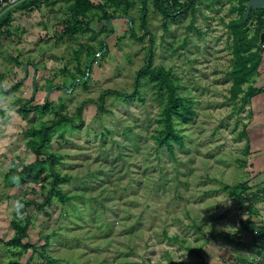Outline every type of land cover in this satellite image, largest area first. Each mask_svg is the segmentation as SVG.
Listing matches in <instances>:
<instances>
[{
    "label": "rangeland",
    "instance_id": "1",
    "mask_svg": "<svg viewBox=\"0 0 264 264\" xmlns=\"http://www.w3.org/2000/svg\"><path fill=\"white\" fill-rule=\"evenodd\" d=\"M22 1L0 5V17L11 14L0 35V264H38L42 252L55 264L184 261L204 232L224 220L231 224L238 203L224 187L256 181L248 135H241L248 86L233 88L228 75L234 59L226 24L238 17L230 12L237 2L193 0V9L164 18L155 0H130L126 13L107 7L112 17L94 21L93 32L65 36V3L41 0L22 9ZM245 29L251 37L254 23ZM80 47L85 50L77 62ZM148 61L170 71L178 95L195 110L187 124L174 118L182 144L171 141L172 151L155 140L163 128L157 90L143 78L141 100L125 97ZM76 67L86 70L80 80ZM45 101L49 112L18 110ZM54 112L75 126L59 125L47 146L61 157L56 171L70 179L58 188L71 199L62 203L55 193L41 206L47 183L18 185L5 175L13 162L35 159L27 130L53 121ZM22 200L32 201L25 207L26 249L9 243L12 221L25 222L22 212L14 214Z\"/></svg>",
    "mask_w": 264,
    "mask_h": 264
},
{
    "label": "trees",
    "instance_id": "2",
    "mask_svg": "<svg viewBox=\"0 0 264 264\" xmlns=\"http://www.w3.org/2000/svg\"><path fill=\"white\" fill-rule=\"evenodd\" d=\"M41 0H23L20 3V8L28 9L30 7H35L37 3ZM43 4L50 6L58 2H63L67 5L70 11V18L66 21L65 27L63 29V35L70 36L75 33H86L93 32L90 27V21L92 18L97 16L100 18H111V15L106 13V8L111 7L115 10L117 8L121 9L124 13L127 12L130 6V0H118L123 3H93V0H42ZM155 0L157 9L162 13L164 18H167L174 12H181L185 8L193 9V0ZM229 2L235 1L237 4L230 8L231 13L238 14L236 19L229 21L226 26L232 35L233 45V65L228 71V75L232 80V87L235 89H241V87L247 83H250L253 76L256 75L258 66L263 58V53L260 52V48L257 46L260 30L264 25V8L260 10L250 11L248 18L244 20V12L246 10L245 3L246 0H227ZM98 10H102V13H98ZM115 12V11H114ZM258 20L256 25L254 24V33L251 37L247 35L246 26L249 24V19ZM11 21V14L6 13L0 17V35L5 34L7 31L4 29L5 26ZM142 21L145 23V17ZM144 28V26H143ZM84 47H80L75 51V60L79 62L80 56L84 51ZM86 54H89L88 51ZM91 56H94L91 55ZM77 71L82 78L86 75V70L82 71L79 67H76ZM146 78L149 84L154 87L158 94L162 98V107L160 112V122L163 124L161 133L155 137L158 146H165L170 151H172L174 144L171 141L182 144V138L178 131L174 128V118H178L182 124H187L193 121L195 116V110L192 108V102L186 100L184 97L178 95L176 91V86L174 85L171 74L168 69L163 66L152 67L148 61L147 65L139 69L137 76L134 80V90L130 95H125V97L130 100L135 96H139L138 86L140 85L141 79ZM3 77L0 75V81ZM80 80V79H79ZM18 83L14 85L11 90H15ZM258 92L257 89L248 88L244 93L243 105H245L248 100ZM141 100V97L139 96ZM98 110H102V103L97 105ZM19 112L23 115H27L30 112L46 113L50 111V105L47 101L41 105L35 107H26L21 104L19 107ZM82 107L78 108V112H81ZM55 119L48 123H41L38 127L31 126L28 128L29 137L27 139L28 146L30 147L32 153L34 154V160L30 163L23 162H13L9 168V171L5 175V179L15 182L18 185L34 184L46 186V183L50 186L47 195L44 197L41 206L51 202L53 194L56 193L60 202L66 203L71 199L70 195H67L61 191L58 186L60 183L67 182L70 177L69 175H62L56 171V165L61 160L59 154L48 149L51 136L53 132L59 125H69L71 128H75L74 121L71 117L66 114H60L54 112ZM171 139V140H170ZM224 189H233L229 192V195L239 204L240 208L247 210L249 216L245 223H242L241 231L249 230L250 225H252L253 217H256L257 212L253 208V202L246 195L250 188L245 182L237 183L234 187L225 186ZM245 194V196H244ZM32 201L22 200L19 201L14 206V214L18 216L19 212L24 215V223H20L16 219L12 221V226L14 229V236L10 239V246L22 247L24 249L28 248L29 245L24 243L22 240L27 236V228L29 225V218L26 214L25 207L29 205ZM245 202L247 204L245 205ZM48 240V238H46ZM42 260L38 264H55L53 259L45 256L43 252L40 254ZM8 264H19L18 261L12 259Z\"/></svg>",
    "mask_w": 264,
    "mask_h": 264
},
{
    "label": "crops",
    "instance_id": "3",
    "mask_svg": "<svg viewBox=\"0 0 264 264\" xmlns=\"http://www.w3.org/2000/svg\"><path fill=\"white\" fill-rule=\"evenodd\" d=\"M100 11L98 10V13L101 14ZM253 20L256 25L258 20L255 18ZM91 21L92 29H94V21L105 22L103 18L99 19L97 16ZM262 21L264 22L263 19ZM98 27L103 26L98 25ZM245 85L248 86L247 88L258 90L247 102L245 116L248 118L244 119L247 124L246 132L241 131V135H248L244 140L245 149L252 153L248 161L252 165L256 181L251 184L247 182L250 190L246 195L253 202V208L257 212L256 217H253V224L250 225L249 230L241 231L242 223L247 221L249 214L238 204V210L233 213L231 224L227 225L224 220L220 228L217 223L216 230L204 232L202 239L195 243L194 249L192 248V254L185 257L184 261L181 258L179 264H252L255 261L250 251V247L253 246L251 229L260 228V231L264 232V53L256 75Z\"/></svg>",
    "mask_w": 264,
    "mask_h": 264
},
{
    "label": "water",
    "instance_id": "4",
    "mask_svg": "<svg viewBox=\"0 0 264 264\" xmlns=\"http://www.w3.org/2000/svg\"><path fill=\"white\" fill-rule=\"evenodd\" d=\"M13 2L14 0H0V5L2 2ZM264 8V0H246V10L244 12V20L248 18V14L253 10H260ZM250 26L253 22L250 21ZM257 46L260 48V52L264 53V25L260 30ZM252 242L253 246L250 247V251L253 253L255 258L252 264H264V232L260 231V228H252Z\"/></svg>",
    "mask_w": 264,
    "mask_h": 264
},
{
    "label": "built area",
    "instance_id": "5",
    "mask_svg": "<svg viewBox=\"0 0 264 264\" xmlns=\"http://www.w3.org/2000/svg\"><path fill=\"white\" fill-rule=\"evenodd\" d=\"M180 3H182V1H180Z\"/></svg>",
    "mask_w": 264,
    "mask_h": 264
}]
</instances>
